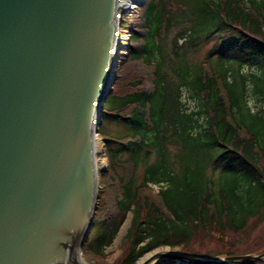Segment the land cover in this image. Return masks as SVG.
I'll list each match as a JSON object with an SVG mask.
<instances>
[{
    "label": "trees",
    "instance_id": "trees-1",
    "mask_svg": "<svg viewBox=\"0 0 264 264\" xmlns=\"http://www.w3.org/2000/svg\"><path fill=\"white\" fill-rule=\"evenodd\" d=\"M171 27L176 30L169 58L161 36ZM209 39L217 42L215 63L210 54L187 63L185 53ZM127 59L138 62L142 76L128 80L125 91L115 94L121 103L114 114L125 125L124 132L104 137L113 210L103 218L93 216L83 250L102 251L129 210L128 247L120 264H134L159 245L197 256L198 249L190 246L197 233L212 231L225 238L224 228L240 230L249 217L262 220L264 0H146L131 30ZM244 64L248 69L241 72ZM248 87L256 110L247 105ZM181 88L194 108L180 100ZM170 157L179 163V171L172 169ZM139 163L143 167L137 180ZM212 164L219 167L216 186L205 171ZM148 181H164L166 186L154 192ZM229 254L233 252L218 255ZM260 261L192 264H263ZM173 262L161 257L152 264Z\"/></svg>",
    "mask_w": 264,
    "mask_h": 264
},
{
    "label": "water",
    "instance_id": "water-1",
    "mask_svg": "<svg viewBox=\"0 0 264 264\" xmlns=\"http://www.w3.org/2000/svg\"><path fill=\"white\" fill-rule=\"evenodd\" d=\"M117 0H0V264H88L93 137L114 80ZM192 257L180 264L260 259Z\"/></svg>",
    "mask_w": 264,
    "mask_h": 264
},
{
    "label": "rangeland",
    "instance_id": "rangeland-1",
    "mask_svg": "<svg viewBox=\"0 0 264 264\" xmlns=\"http://www.w3.org/2000/svg\"><path fill=\"white\" fill-rule=\"evenodd\" d=\"M146 0H141L136 2V4L131 8V10L124 11L120 13V29L118 32V37H123L121 40L125 44V54L120 59V62L116 69L114 70V80L113 83L109 86L110 92L107 95L104 106L105 112L102 110L101 114V123L98 126V131L95 133V139L98 140V146L100 147V160L101 162L96 163L97 175H98V186H97V196L95 201V208L93 212V216H107L113 210V193L111 190L110 182L106 174V166L108 162L107 157V147L106 141L104 137L112 136L116 134H121L124 132L125 125L120 122V119L114 113L117 110L118 106L121 103V99L117 93H121L125 91L127 87L128 80L135 79L136 77L142 76L141 67L139 66L138 62L132 59H127V50L128 45L130 44V34L131 30H133L136 26L137 16L140 11V6H142ZM177 27V26H176ZM176 27L169 28L166 32L162 33L161 36V43L164 55L166 54L171 58V38L176 30ZM117 36V34H116ZM179 41L182 38L178 39ZM216 50H217V42L214 39H209L207 41L201 42L196 50L194 51H187L185 53V60L187 63L191 64L195 61H200L202 57H205L206 54H210L211 62L215 63L216 60ZM172 60V59H171ZM173 61H171L172 63ZM254 69L258 71V67L253 65ZM248 67L246 65L240 66L241 72H246ZM170 77L174 79L172 73L170 72ZM180 100L184 103V105L190 109L195 107L194 101L188 96L185 89L181 88L180 90ZM246 101L247 105L250 107L251 110H256L258 107L257 102L254 100L253 96L250 94L249 87L246 92ZM171 155L175 150V146L171 145L170 147ZM153 151H151L150 160L153 158ZM170 161H172V169L174 171H179V163L173 158L170 157ZM142 167L143 164H138L135 174L137 180L141 179L142 175ZM117 168V167H116ZM118 171L119 168H117ZM206 175L213 179V182L216 184L218 183V176H219V167L218 165H209L206 167ZM230 181L231 179L228 178ZM148 185H152L151 187H162L166 186V182L159 181V182H148ZM131 216L132 212L129 210L123 221L121 222L115 236L113 237L112 241L106 244L103 247V250L100 252H94L90 250H83V246H81V256L88 264H120L119 260L124 257L127 251L128 242L126 240V236L128 233V229L131 225ZM256 220L254 217H249L246 225L240 230H232L224 228L222 233L227 234L226 237L217 238L214 236L212 231L208 232L207 234L203 235L202 233H197L195 237H193L192 241H190V246L194 247L196 250L200 252L199 255L196 257L203 258V257H217L219 256L220 252L228 250V252L238 253V254H245V253H254L256 251L262 250L264 251V218L260 221ZM89 233L87 234L88 237ZM86 237V239H87ZM85 239V240H86ZM230 246H229V244ZM230 247V248H228ZM163 248H170L168 245H159L155 246L151 250H148L141 254L138 258H136L134 264H138L140 259L148 255L156 250H160ZM228 248V249H227ZM175 249V248H174ZM207 252L209 254H207ZM189 256V254H186ZM210 255V256H209ZM170 259V258H169ZM262 263L264 264V255L260 258ZM158 259H156L153 263H155ZM174 261V260H173ZM260 261V262H261ZM203 261H196L192 263H202ZM175 263V262H173ZM176 264V263H175ZM180 264V263H179ZM261 264V263H256Z\"/></svg>",
    "mask_w": 264,
    "mask_h": 264
},
{
    "label": "bare ground",
    "instance_id": "bare-ground-1",
    "mask_svg": "<svg viewBox=\"0 0 264 264\" xmlns=\"http://www.w3.org/2000/svg\"><path fill=\"white\" fill-rule=\"evenodd\" d=\"M141 1V0H117V7H116V17L115 19L117 21L120 22V13H123L124 11H129L131 10V8H133V6L136 4V2ZM120 29V25L118 26V30L117 32V36H116V43L113 49V56H112V65H111V72H114V70L116 69V67L118 66L120 59L123 57V55L125 54V44L124 42L121 40L123 37H118V32ZM121 38V39H120ZM93 159H94V165L96 168V163L101 162V160L99 159L100 157V147L98 146V140L95 139V136L93 137ZM147 255L143 256L142 258L146 257ZM141 258V259H142ZM174 262L176 264H179L178 261Z\"/></svg>",
    "mask_w": 264,
    "mask_h": 264
}]
</instances>
